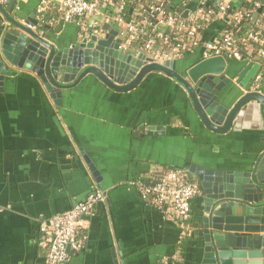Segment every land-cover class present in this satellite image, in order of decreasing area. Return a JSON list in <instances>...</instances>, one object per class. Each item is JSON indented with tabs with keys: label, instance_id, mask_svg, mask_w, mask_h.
Segmentation results:
<instances>
[{
	"label": "crops",
	"instance_id": "crops-1",
	"mask_svg": "<svg viewBox=\"0 0 264 264\" xmlns=\"http://www.w3.org/2000/svg\"><path fill=\"white\" fill-rule=\"evenodd\" d=\"M42 1L15 0L7 12L22 24L29 19L40 24ZM199 2L189 0L187 9ZM53 3L56 8L59 0ZM9 5L4 4L6 9ZM40 25L34 29L48 34L50 43L70 46L85 37L80 24ZM221 28L219 22L209 26L204 41ZM195 54L186 57L195 60ZM185 58L177 61L181 71ZM248 64L229 68L231 82L221 92L220 104L233 107L251 88L260 69L247 73L244 87L238 84ZM10 68L0 86V264H46L49 234L41 232L42 224L96 190L104 201L81 231L83 249L71 251L69 264H202L205 195L194 201L185 232L168 211L144 200L138 185L152 181L164 166L251 171L264 149L260 120L249 115L237 129L215 133L203 124L184 87L161 73L148 74L127 93L89 76L64 90L56 103L35 73ZM262 77L256 91L264 95V73ZM150 127L162 132L149 135Z\"/></svg>",
	"mask_w": 264,
	"mask_h": 264
},
{
	"label": "water",
	"instance_id": "water-1",
	"mask_svg": "<svg viewBox=\"0 0 264 264\" xmlns=\"http://www.w3.org/2000/svg\"><path fill=\"white\" fill-rule=\"evenodd\" d=\"M14 3L11 0L7 9L0 4V86L11 75L10 66L25 69L36 74L57 103L64 90L89 76L127 93L148 74L161 73L184 87L209 130L227 133L249 115L260 120L263 129L264 95L259 91L249 88L233 107L220 104V94L231 82L227 73L233 63L224 57L202 60L180 74L175 61L160 64L143 54L135 57L121 52L120 40L112 30L103 39L97 35L77 38L70 46L50 43L48 34L34 29L38 21L29 19L22 24L9 15ZM103 28L108 30L109 25ZM258 69L249 63L238 84L244 87L247 73ZM160 132L161 127L148 128L149 135ZM188 172L198 179L205 195L203 231L199 233L205 239L202 264H264V149L251 171H213L192 164Z\"/></svg>",
	"mask_w": 264,
	"mask_h": 264
},
{
	"label": "built area",
	"instance_id": "built-area-1",
	"mask_svg": "<svg viewBox=\"0 0 264 264\" xmlns=\"http://www.w3.org/2000/svg\"><path fill=\"white\" fill-rule=\"evenodd\" d=\"M10 1L0 0V4ZM173 2L59 0L53 8V0H43L37 14L41 24L44 17L56 9L58 18L49 23L80 24L86 38L97 35L103 39L111 30L115 31L121 52L143 54L155 63L177 62L197 50H202V60L224 57L254 63L260 69L251 86V91L255 92L264 73V4L260 0H245L244 5L235 6L231 0H200L190 10L187 9L189 0L182 7H173ZM215 22L222 24L220 32L204 43L206 30ZM104 25H109V29L104 30ZM138 190L144 200L175 217L185 232L190 230L194 201L204 196L201 186L190 181L183 170L169 171L153 185L140 183ZM104 198V194L96 190L70 210L42 224L41 232L49 234L46 264H69L71 251L83 249L80 233L87 228L89 217Z\"/></svg>",
	"mask_w": 264,
	"mask_h": 264
},
{
	"label": "trees",
	"instance_id": "trees-1",
	"mask_svg": "<svg viewBox=\"0 0 264 264\" xmlns=\"http://www.w3.org/2000/svg\"><path fill=\"white\" fill-rule=\"evenodd\" d=\"M176 0H174V2H175ZM174 2H173V5H175L174 4ZM244 5V4H243ZM247 6H249V5H245V7H247ZM173 7H177V6H173ZM244 7V6H243ZM58 13H57V11L56 10H52L50 13H48L45 17H44V19H43V21H41V25L43 26V25H46V24H48L49 23V21H52V19H56V18H58ZM43 29V28H42ZM204 43H206V41H204ZM196 55V56H195ZM194 56H195V60H193V57H186L185 58V61H181L182 63L183 62H186V66H185V69L183 70L182 69V72H186V70L187 69H189L190 67H192L193 65H195V64H197L198 62H200V61H202V59H203V57H202V50H197L196 51V54H195ZM230 62H233L232 64H237V63H239V62H237V61H233V60H229ZM231 64V65H232ZM184 65V64H183ZM178 70V69H177ZM172 170H182V169H176V168H173V167H168V166H164V168L161 170V171H157V173H155L154 175H153V180L152 181H150V182H145L144 184H147V185H153V184H156L159 180H160V178L164 175V174H166L167 172H169V171H172ZM184 172H187V177H188V179L190 180V181H192V182H196V183H198L200 186H201V184H200V182L198 181V179L197 178H195L194 177V175H192V174H190L188 171H186L185 169L183 170Z\"/></svg>",
	"mask_w": 264,
	"mask_h": 264
},
{
	"label": "flooded vegetation",
	"instance_id": "flooded-vegetation-1",
	"mask_svg": "<svg viewBox=\"0 0 264 264\" xmlns=\"http://www.w3.org/2000/svg\"><path fill=\"white\" fill-rule=\"evenodd\" d=\"M184 63V62H183ZM178 65H180V66H178ZM181 66H182V64L179 62V63H176V65H175V69L177 70L178 69V72L181 74V73H184V72H182L180 69H181ZM168 77V76H167ZM170 78V77H169ZM171 79V78H170Z\"/></svg>",
	"mask_w": 264,
	"mask_h": 264
},
{
	"label": "rangeland",
	"instance_id": "rangeland-1",
	"mask_svg": "<svg viewBox=\"0 0 264 264\" xmlns=\"http://www.w3.org/2000/svg\"><path fill=\"white\" fill-rule=\"evenodd\" d=\"M230 67H232V65Z\"/></svg>",
	"mask_w": 264,
	"mask_h": 264
}]
</instances>
